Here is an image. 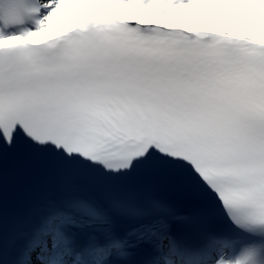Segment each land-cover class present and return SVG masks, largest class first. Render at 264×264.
<instances>
[{"label":"snow or ice","instance_id":"6c2138e0","mask_svg":"<svg viewBox=\"0 0 264 264\" xmlns=\"http://www.w3.org/2000/svg\"><path fill=\"white\" fill-rule=\"evenodd\" d=\"M0 264H264V0H0Z\"/></svg>","mask_w":264,"mask_h":264}]
</instances>
